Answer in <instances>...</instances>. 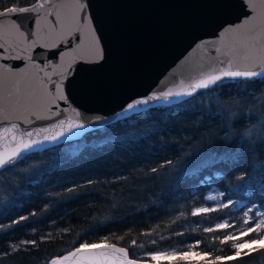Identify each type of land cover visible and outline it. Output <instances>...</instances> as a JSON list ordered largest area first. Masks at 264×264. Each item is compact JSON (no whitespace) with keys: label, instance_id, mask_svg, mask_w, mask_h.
Listing matches in <instances>:
<instances>
[{"label":"snow or ice","instance_id":"1","mask_svg":"<svg viewBox=\"0 0 264 264\" xmlns=\"http://www.w3.org/2000/svg\"><path fill=\"white\" fill-rule=\"evenodd\" d=\"M215 7L225 16L237 11L240 15L235 21L221 24L214 37L196 42L188 56L146 95L131 99L111 115L82 119L83 114L71 97V89L81 73L97 71L107 63L110 55L106 47V29L94 15L92 0H71L70 5L69 0H12L8 6L0 5V87L15 84L18 78L30 74L33 81L39 83L43 98L41 104H33L31 98L25 100L18 91L8 89L5 103L0 106L2 138L11 145L0 150V177L10 174L7 184L0 179V219L8 221L0 223V235L19 231L22 224L28 227L26 222L30 220L38 223L36 218L47 213L54 202L53 191L57 196L76 199L78 187L97 183L88 179L84 184L73 181L69 186L62 179H52L58 173L102 154L106 148L123 147L157 134V122L151 119L152 110H203L201 98L222 88L225 82L260 83L259 91L264 92V54H258L255 49L258 15L255 0H218ZM241 28L244 29L240 33L241 41L227 46L225 51L216 46V40ZM196 52L202 55L199 62L193 64L190 57ZM186 72L195 75L185 76ZM169 83L172 86H168ZM243 90L249 91L247 87ZM207 114L215 115L211 109ZM241 115L243 119L258 121L253 125L255 136L252 129L239 134L232 132L231 127L222 128L230 134L219 143L215 135L201 137V143L192 149L186 152L181 149L178 159L164 157L158 167L150 169L154 175L144 182H152L161 191L158 194L154 189H146L157 199L149 200L145 207H156L161 197H174L176 204L190 200L191 206L178 208L174 205L172 211L179 212L177 219H172L166 227H162L164 221L160 220L155 226L139 232L140 237L147 238L154 246L143 256L136 258L134 253L130 254V247L143 249L145 244L131 238L129 229V239L112 233L97 243L82 240L72 250L52 256L45 264H245L244 257L257 251V246L264 249V166L257 163L260 156H264V106L260 117L251 112ZM45 121L47 123H39ZM97 129L108 133L99 143H74L85 133H94ZM49 151L50 157L41 155ZM258 151L259 156L256 155ZM33 157L43 163L21 170V164ZM230 177L233 178L231 183H225ZM49 180L51 184L43 192L49 197L47 201L33 203L29 200L26 209L17 206V200L26 195L23 185L40 186ZM214 184L220 187H213ZM209 189L215 194L205 195ZM241 191L247 197L244 203L234 199ZM198 204L203 206H196ZM36 208L39 212L34 210ZM234 208L240 215H233ZM23 210L27 214H19ZM137 211L143 212L139 208ZM211 214H216L215 223L202 231L212 234V245L191 236L181 241L182 247L161 246L172 236H185V231L173 227H182L179 219L205 218ZM193 223L199 224L201 220ZM108 226L103 221L98 222L83 235L103 231ZM32 231L36 233L38 229ZM52 238V233H46L40 236V241ZM113 239L129 247L119 246L112 242ZM216 242L229 248L231 254L214 255L217 250L224 251L223 247L216 248ZM28 246L37 247L38 241L19 240L7 244L0 251V264L14 253L27 251Z\"/></svg>","mask_w":264,"mask_h":264},{"label":"trees","instance_id":"2","mask_svg":"<svg viewBox=\"0 0 264 264\" xmlns=\"http://www.w3.org/2000/svg\"><path fill=\"white\" fill-rule=\"evenodd\" d=\"M11 3L12 0H0V5L2 6H8ZM230 84L234 85L236 83L225 82L224 86L218 89L216 94L224 98L235 97L242 93H247L250 96L264 95V92L259 91L262 87L260 83L248 84L246 86L249 89L248 92L243 90L245 87L234 88L235 85L226 90V86ZM212 95H215V92L207 97H212ZM202 104L204 109L196 111L183 108L178 111L168 108L152 110L151 119L157 122V134L150 135V138L142 137L140 140L123 147L106 148L102 154L93 155L90 159L81 161L76 166L52 177V179L64 180L69 186L73 181L77 184H84L88 179L97 181V183L78 187L76 191L79 196L76 199H68L67 196H57L56 192L53 191L54 202L49 205L47 213L36 218L39 221L38 223H32L30 220L26 222L28 227H24L22 224L19 231L12 232L9 235H0V251H3L7 244L16 243L19 240L36 239L38 241L37 247L28 246L27 251H20L6 257L4 264H45L46 260L52 256L72 249L82 240L97 243L104 236H111L112 233L116 236L124 235L125 239H129V229H131V238H136L138 243L145 244L143 249L130 247V254L134 253L136 258L143 256L145 251L154 246L147 242V238L140 237L138 235L139 232L146 230L149 226H155L160 220L164 221L162 227H166L172 219H177L179 212L172 211L174 205L178 208H182L184 205L191 206L190 200H181L176 204L174 197H161L156 207H145L149 200L157 199L156 196L151 195L146 189H154L158 194L161 191V188L152 182H144L154 175L150 169L154 166L158 167L164 157L173 160L178 159L177 153L181 149L185 152L192 149L194 145L201 143V137L207 138L209 135H215L218 137L217 143H219L225 136L230 134L222 131V128L231 127V131L236 133L239 128L250 125L255 121L243 119L241 115L243 113H241L228 124L226 114L219 110L217 105L213 103ZM208 109H211L215 115H208ZM250 112L257 117L252 110ZM141 127H144V125H141ZM148 127L151 128L152 125L150 124ZM130 131L135 132L136 130L130 129ZM107 135L108 133L104 130L97 129L94 133H85L83 138L78 139L74 143L80 140H84V143L87 144L99 143ZM189 140L192 141L191 144L187 143ZM164 145H167V147H164ZM51 154L49 151L41 155L48 158ZM256 155H260L259 151ZM29 162L43 163L38 157L30 158L26 163ZM257 163L264 166V156H260ZM232 179L231 177L228 178L225 183H231ZM113 181L116 182L115 185H113ZM50 184L51 180L40 186L23 185L26 195L21 196L17 200V206H23L26 209L29 200L33 203L47 201L49 197L44 196L43 192ZM52 187L56 186L52 185ZM213 187H220V185L214 184ZM209 190L205 192V195ZM181 191H183V188H181ZM37 193L39 194L38 196L36 195ZM234 199H239L244 203L247 197L241 191ZM138 208L142 209L143 212H138ZM34 210L39 212V208ZM19 214H27V211H20ZM239 214V210L234 208L233 215L238 216ZM215 218L216 214H211V216L205 218L188 216L187 220L179 219L178 223L182 227H176V225H173V227L177 231H185V236H172L169 241L162 243L161 246L163 248L183 246L181 241L189 240L191 236L203 239L208 245H212L213 241L210 239L212 234L203 233L202 229L209 224L215 223ZM195 220H201V223H193ZM52 221L55 223H52ZM101 221L109 226L103 231L94 232L87 236L83 235L87 229ZM112 221L115 222L113 223ZM121 221L123 222L121 223ZM7 222L0 219V223ZM33 228L38 229V231L33 233ZM65 228L70 229V231H62ZM157 231H160V229H157ZM46 233H52L53 238L41 242L40 236ZM112 242L129 247L123 241L117 242L113 239ZM203 247L204 244L201 245V248ZM221 247L224 248L223 252L217 250L213 254H231L229 248L216 242V248L219 249ZM244 260L245 264H264V249H260L257 246V251L244 257ZM230 264H239V262H230Z\"/></svg>","mask_w":264,"mask_h":264},{"label":"water","instance_id":"3","mask_svg":"<svg viewBox=\"0 0 264 264\" xmlns=\"http://www.w3.org/2000/svg\"><path fill=\"white\" fill-rule=\"evenodd\" d=\"M217 2L92 0L94 15L106 29V47L110 49V55L107 63L97 71L81 73L71 89V97L83 114L81 118L111 115L131 99L146 95L188 56L196 42L214 37L221 24L235 21L240 15L239 11L223 15L215 7ZM255 4L258 14L255 49L258 54H264V0H255ZM243 32L241 28L236 33H226L215 41L216 46L221 51L227 50V46L243 39L240 34ZM200 55V52L192 53L190 59L193 64L199 62ZM189 75L194 76L195 73H185V76ZM168 86H172L171 83ZM8 89L18 91L25 100L31 98L33 104L43 102L40 85L30 74L26 78H18L15 84L0 87V106L5 103ZM5 146L11 147L2 138L0 130V150Z\"/></svg>","mask_w":264,"mask_h":264},{"label":"rangeland","instance_id":"4","mask_svg":"<svg viewBox=\"0 0 264 264\" xmlns=\"http://www.w3.org/2000/svg\"><path fill=\"white\" fill-rule=\"evenodd\" d=\"M234 85H235L234 88H236V89L247 86L243 83H236ZM234 85H231V84L227 85L226 90H229ZM217 91H218V89L215 91V95H212V97H207V96L202 97L200 102L204 103L206 105H208L210 103L217 105L219 110H221L222 112H224V114H226L228 124H230L231 121L236 116H238L239 114L249 113L250 110H252L257 115V117H260L262 115V106H264V95L263 96H257V95L250 96L247 93H242V94L235 96V97H225L224 98V97L218 96L216 94ZM233 114H235V115H233ZM254 124H258V121L255 120L250 125L239 128V131L236 133L242 134L246 131H249V129H252L253 136H255L256 133H255V129L253 128ZM80 142H84V140H80L76 143H80ZM35 164H39V162L23 163V165H21V166H23V167H21V170H26L31 165H35ZM9 175H10L9 173H5L3 177H0V179H3L5 181V184H7L9 182L8 181ZM16 179H19V177H16ZM208 194H215V193L212 192L210 189L206 195H208ZM240 202L243 203V201H241V200H240ZM200 206H203V205H200ZM172 247L179 248L182 246H172ZM165 248H169V247H165Z\"/></svg>","mask_w":264,"mask_h":264}]
</instances>
